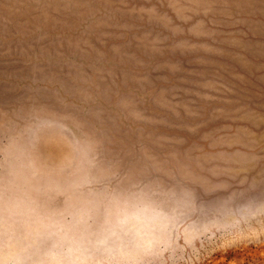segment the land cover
<instances>
[{"label":"rangeland","instance_id":"1","mask_svg":"<svg viewBox=\"0 0 264 264\" xmlns=\"http://www.w3.org/2000/svg\"><path fill=\"white\" fill-rule=\"evenodd\" d=\"M0 264H264V0H0Z\"/></svg>","mask_w":264,"mask_h":264}]
</instances>
